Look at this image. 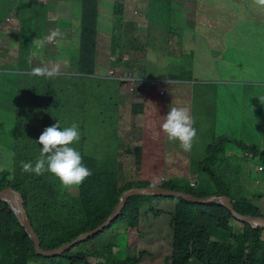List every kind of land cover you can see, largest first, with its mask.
Returning a JSON list of instances; mask_svg holds the SVG:
<instances>
[{"label": "trees", "instance_id": "trees-1", "mask_svg": "<svg viewBox=\"0 0 264 264\" xmlns=\"http://www.w3.org/2000/svg\"><path fill=\"white\" fill-rule=\"evenodd\" d=\"M210 1L206 0L199 3L201 9L197 10L201 14L209 13L208 10L212 8L209 6ZM234 1L238 4L232 3L233 0L220 1L221 4L224 3L227 7L216 9L214 14L216 18L221 13L218 25H212L210 28V15L205 23H201L198 25L199 27H196V29L216 30V40L211 36L207 38L204 34L203 40L206 48L211 46L219 49L213 50L214 54L212 56L220 58L219 62L224 66H232L223 61L224 54L232 59L239 51L251 45L249 41L242 39L248 37L251 33L249 25L251 27L255 26L257 35L264 37V28L260 24L261 19L258 17L257 12L256 14L253 13L251 0ZM118 2L114 23L116 24L115 27L119 29L122 27L120 23L123 20L125 5ZM71 3L81 7V16L77 19L71 34L72 40L78 42V48L72 49L74 50L73 59H70L72 62L69 64V71L73 73H60L52 78L44 76L36 86V91L31 97L32 100H23L20 103L21 113L17 118L19 123L14 126L17 152L12 161V168L6 167L0 171V190L12 186L23 193L29 216L41 238V245L45 249L59 247L72 241L79 234L104 222L113 211L123 191L131 187L161 186L198 196H206V188L199 189L198 180L195 185H191L189 182V185H191L189 187L172 186V184H169L167 175L148 173L145 159L146 139L144 144L134 147L135 151L132 150L133 147L130 149L129 141H120V119L118 114L120 105H122L121 100L116 97L105 100L102 95L104 92L109 91L112 93L120 92L121 87L126 82L119 78H102L100 73L113 67L116 70H122L121 67L125 65V62L115 63L110 60V56L106 57L98 54L100 0H71ZM183 5V0H157V6L153 13V17L157 20V27L160 28L161 24L169 21L173 22L176 18L175 13L184 12ZM234 9H236V12H241L237 20H233L231 16L227 15L225 18L223 17L227 11ZM166 13L168 14L165 15ZM6 19L7 17H5V22L1 23L2 26L6 25ZM197 20H195L194 25ZM174 22L182 23L184 20L178 19ZM30 23H32V20L28 19L17 32L21 35L29 32L31 30ZM128 32L131 33V28ZM169 32L171 31H166L165 37L157 42V49L164 50L166 56L171 53L170 43H173ZM122 34V32L117 34L120 41L123 40ZM174 35L177 37L176 34ZM229 38H233V43L227 40ZM20 39H23V36ZM28 39L30 38L24 35V40L21 42L19 52L20 68L24 66L29 57L33 56L31 50H27L31 49ZM116 40L117 38L113 40V43L119 44L114 42ZM127 42L131 45L134 40L130 37L128 41L123 42V46L120 48L113 45L112 50L120 51L121 49L123 53H135V50L144 48V45H142L139 48L130 50ZM184 44L185 42H180V46H184ZM185 45L189 46L188 44ZM229 46L233 48L225 52ZM193 52L196 53L195 50ZM111 54L114 55V53ZM197 57L200 58L201 56ZM167 60L164 65L166 68L172 67L174 69L177 67L175 69H178V73L185 77L182 80L188 82L193 80L190 68L188 69L184 65L177 66L172 62L168 63ZM127 64L128 67H125L127 70L139 68L138 63L132 67L129 65L130 63ZM1 67L2 65H0V69H3ZM211 67L215 68L218 76L223 80L227 79L228 67L218 68L212 65ZM166 68L162 71H166ZM162 71L159 72L160 75H157L159 83L166 82L174 85L176 78L172 76L171 72L166 74ZM0 73L2 72L0 71ZM6 77L9 79L10 75L7 73ZM146 77L151 78L152 76L149 77L145 74ZM21 80L22 74H19L18 83ZM136 84H140L142 89H146V91L148 87H152L146 80ZM161 89L159 88V94L165 95L166 92ZM136 91L139 92V90ZM14 98V94H9L5 99L7 100L6 103ZM170 99L169 102H171ZM95 100H98V102H95ZM26 101H28L27 106H22ZM151 105L154 106L153 103ZM138 107L139 103L134 104L133 111L139 112ZM73 110H78L85 116L94 115L98 118V121L90 122V125L83 121H77V123L76 121H69L67 114ZM106 110L107 112L104 113ZM154 110L157 113V107H154ZM165 110L168 113L170 108H165ZM59 114H65V116ZM152 119H144L147 123L145 138L148 133L156 128L154 137L150 139L151 143L154 145L162 144L164 153L169 157L168 154L172 152L175 142L166 141L162 136L160 130L162 119L157 115V124H153L151 127L150 122ZM57 123L60 124L61 128L70 127L73 123L79 125L80 140L71 146L81 153L83 163L92 171V175L79 187L65 189L59 179L50 172L37 176L25 173L21 169L22 161H31L35 164L42 148V145L38 143L40 135L47 127ZM194 127L199 128V125L195 122ZM228 145H232L243 153H248L244 154L248 158L259 160L260 163L256 173L264 172V149L259 148L257 144H248L243 140L233 138L218 141L214 133L206 146L203 160L197 165V170L201 175L211 176L210 181L217 189L216 195L226 194L237 200L234 203V208L238 212L263 215L253 199L261 196L260 200H264V192L258 193L255 191L252 185L255 176L250 175L249 169L246 170V174L251 178L249 187H247L245 181L241 183L240 180L236 182L231 181L229 177H224L221 167L228 157V153L238 155L234 152L235 149H231ZM122 147L124 155L134 154L135 162L142 174L140 178L126 180L121 176L125 172L118 155ZM192 150L193 144L190 151L185 152L183 150L187 156L186 159L189 160ZM257 181L260 182V180ZM234 187L238 189V193L233 191ZM4 203L11 212V233L9 234L11 240H7V243L11 246L12 264H109L110 261L115 264H157V256H160L158 259L160 260L159 264H264V228H254L249 223L237 220L228 208L217 202L194 203L179 196L134 195L128 198L120 215L110 226L55 256L37 254L32 239L19 222L14 210L8 202L4 201ZM233 220L239 223H233ZM108 229L114 230L118 237L124 231L130 233V236L136 237L138 244L134 247L135 252L119 249L117 254L116 252L113 253L112 250L114 246H117V242L106 243L104 241H101V250H99L94 241ZM250 254H254V256H250ZM148 259L151 261H148Z\"/></svg>", "mask_w": 264, "mask_h": 264}, {"label": "rangeland", "instance_id": "rangeland-1", "mask_svg": "<svg viewBox=\"0 0 264 264\" xmlns=\"http://www.w3.org/2000/svg\"><path fill=\"white\" fill-rule=\"evenodd\" d=\"M117 1L125 5L123 20L120 23L122 27L119 29L115 27L116 24L114 23ZM203 1L206 0H183L184 12L175 13L176 18L174 21L180 19L184 22L169 21L161 24L159 28L157 27V20L153 17L157 0H100L98 54L106 57L110 56V60L115 63L125 62V65L121 67L122 70H116L113 67L100 73L102 78L114 79L121 77L120 79L126 82L121 87L120 92L112 93L109 91L104 92L102 95L105 100L112 97L121 100L122 105H120L118 114L120 119V141H129L130 149L133 147L132 150L135 151L134 147L144 144L146 139L145 159L148 173L160 174L163 172V175L168 176L170 185L188 187L191 186L189 185L190 175L198 174L195 177L198 179L199 189L206 188L205 194L210 196L216 194L217 189L210 181L211 176L201 175L197 170V165L203 160L206 146L210 142L213 133L218 141L233 138L243 140L248 144H257L259 148L264 149V52H262L264 51V37L257 35L255 26L251 27L249 25L251 33L248 37L242 39H246L251 45L239 51L232 59L224 54L223 61L232 66L222 65L219 62L220 58L212 56L214 54L213 50L219 49L210 45L209 48H206L203 40V34L207 38L211 36L216 40V30L196 29V27H199L198 25L201 23H205L210 15V28L212 25H218L221 13L216 18L215 11L217 8L225 9L227 6L224 3L221 4V0H211L209 6L212 8L207 9L209 13L201 14L197 9H201L199 3ZM215 1L217 3H214ZM232 3L238 4L234 0ZM251 4L264 7V5L259 4L258 0H251ZM235 12L236 9L227 11L223 17L225 18L227 15L231 16L233 20H237L241 12ZM257 15L261 19V26L264 28V10L259 11ZM7 16L11 17V21L7 24L17 29H21L20 26L25 24L28 19L32 20V23H30L31 30L23 35L14 34L11 32V28H5L0 32V65L3 68L0 69L2 72L0 73V171L6 167L12 168V161L17 152L14 126L19 123L17 118L21 113L20 103L23 100H32L31 97L36 91V86L44 78V76L34 75L32 69L34 67H56L59 69V74L73 73L69 71V64L72 62L70 59H73L75 48H78V42L72 40L71 34L77 19L81 16V7L73 5L71 0H0V24L5 22ZM213 19L215 20L213 21ZM195 20L199 23L197 24L196 21L194 25ZM128 25L131 28V33L128 32L130 30ZM26 27L30 28L29 26ZM235 29L238 31L236 27ZM57 30L59 35L54 41L48 42L44 39ZM165 30L171 31L169 36H171L173 42L170 43L171 53L167 56L164 50L157 49V42L165 37ZM119 32L123 33L122 41L117 37ZM24 35L30 38L28 40L31 49L27 50H31L33 56H31L32 58L29 57L24 66L20 68L19 52ZM22 36L23 39H20ZM130 37L134 40L131 45L127 42L130 50L139 48L142 45H144V48L135 50V53H123L121 49L120 51L112 50L113 45L120 48L123 46V42L128 41ZM116 38L117 40L114 42L119 44L113 43ZM227 40L233 43V38ZM56 41H59V46ZM180 42H185L189 46L185 44L180 46ZM232 48L229 46L225 52ZM149 51L154 55V59H149ZM111 53H114V55ZM197 56L201 57L198 58ZM166 60L168 63L172 62L177 66L184 65V67L190 68L193 80L189 82L182 80L185 77L178 73V69H175L177 67L173 69L164 66ZM41 62L43 65L40 64ZM127 63H130L131 67L138 63L139 68L135 69L140 70L134 68L133 70H127L125 68L128 67ZM211 65L218 68L228 67L227 79L217 81L219 78L218 73ZM165 68L167 70L163 72L162 70ZM114 69L116 74H113ZM161 71L166 74L171 72L172 76L176 78V83L174 85L166 82L157 84L158 87H148L147 91L146 89L143 90L140 84H136L142 81L145 74L149 77H157ZM7 73L10 75L9 79L6 77ZM19 74H22V80L18 83ZM23 77L26 78L23 79ZM163 87L166 94L160 95L159 88ZM227 89H235L238 92L230 95ZM136 90H139V92ZM9 94H14L15 98L6 103L7 100L5 99ZM169 99L171 102H169ZM28 101L24 102L22 106H27ZM95 102H98V100H95ZM136 103H139V112L133 111V105ZM173 103L178 107L187 106L196 124L203 125L201 128L196 127L197 137L193 141V150L189 155V160L186 159L187 156L180 144L178 145V141H174L175 146L172 148V152L168 154L169 157L164 153L162 144L154 145L151 143L150 139L154 137L156 128L148 133L146 138L144 135L147 126L144 119L153 118L150 122L152 127L153 124H157V115L161 119L166 117L170 110L166 113L165 108H170ZM216 105L221 108L220 112L217 111ZM154 107H157V113ZM106 112L107 110L104 113ZM60 116H65V114ZM67 118L69 121H76V123L77 121H83L89 125L90 122L98 121L96 116H85L78 110L71 111L67 114ZM161 134L167 141L165 133L161 132ZM228 146L235 149L232 145ZM234 152L241 158L236 154L228 153V157L221 167L224 177H229L231 181L236 182L240 180L241 183L245 181L247 187H249L251 178L246 174V170L249 169L250 175L255 176L252 184L255 191L258 193L264 192V172L256 173L260 161L256 158L246 157L245 155L248 153H243L237 149ZM118 155L125 171L121 175L122 177L126 180H134L142 176L135 162L134 154L124 155L122 147ZM257 180H260V182ZM233 191L238 193V189L235 187ZM260 198L261 196H258L253 200L258 204L261 213L264 215V200H260ZM258 200L259 202H257ZM9 210L4 201H0V264L13 263L11 246L7 243V240H11V235H9L11 233V212ZM233 223L239 222L233 220ZM136 240V237L130 236V233L126 231L118 237L114 230L108 229L94 241V244L101 250V241L106 243L117 242V246H114L112 250L113 253L116 252L117 254L119 249L135 252L134 247L138 244ZM140 242L142 243V241ZM126 247L128 248L125 249ZM250 256H254V254H250ZM159 258L160 256H157V264L160 262ZM148 261L151 260L148 259ZM109 264L115 263L110 261Z\"/></svg>", "mask_w": 264, "mask_h": 264}, {"label": "clouds", "instance_id": "clouds-1", "mask_svg": "<svg viewBox=\"0 0 264 264\" xmlns=\"http://www.w3.org/2000/svg\"><path fill=\"white\" fill-rule=\"evenodd\" d=\"M258 2L259 4L264 5V0H258ZM6 21L7 23L10 22L11 17L7 16ZM7 23L5 26L0 24V32L8 26L7 28H11V32L16 35H20V33L17 32L19 29L14 28V26H9ZM58 35V30L53 31L44 39L48 42H52ZM56 43L59 46V41H56ZM149 59H154V55L151 51H149ZM114 70L113 74H116ZM32 73L34 75L52 78L59 74V69L56 67H34L32 69ZM120 78L121 77H119V79ZM143 78L142 80L148 81L152 87H156L157 84H161L159 83V79H157V77ZM161 90L165 91L163 88ZM163 91H161V93H163ZM162 121L163 122L160 125V130L165 133L167 139L169 141H178L180 147L185 152L190 151L193 141L197 137V130L194 127L195 121L190 114V109L187 106H175L173 103V105L170 106L168 115L162 118ZM79 140V125L76 123H73L70 127L64 128H61L59 123L47 127L40 135L38 141V143L42 145L40 156L35 161V164H33L31 161H22V171L29 174H35L37 176H41L46 172H50L59 179L63 188L70 189L73 187H79L92 175V171L83 163V157L81 153L71 146L74 143H78ZM195 175L198 176V174L190 175L191 185H195L198 180ZM259 216L264 217L263 215Z\"/></svg>", "mask_w": 264, "mask_h": 264}, {"label": "water", "instance_id": "water-1", "mask_svg": "<svg viewBox=\"0 0 264 264\" xmlns=\"http://www.w3.org/2000/svg\"><path fill=\"white\" fill-rule=\"evenodd\" d=\"M140 194L179 196L187 201H191L194 203L217 202L222 206L228 208L237 220L249 223L252 227L255 228L257 227L264 228V217L259 215H250V214H243L238 212L234 208V202L236 201V199H233L232 197L226 194L200 197L192 193H186L183 191L168 189L161 186L131 187L123 191L113 211L105 219L104 222H102L101 224H99L98 226H96L91 230L79 234L72 241L66 242L59 247L53 249H45L41 245V238L37 233L36 229L34 228L32 220L29 216L28 209L26 208L25 205L26 202L23 193L12 186H8L0 190V200L6 201L10 204L11 208L14 210L15 214L17 215L19 222L25 228L26 232L29 234L30 238L32 239L37 254L44 256H55L63 253L66 249L73 247L75 244L85 241L93 237L94 235L102 232L106 227L110 226V224L120 215L128 198Z\"/></svg>", "mask_w": 264, "mask_h": 264}, {"label": "crops", "instance_id": "crops-1", "mask_svg": "<svg viewBox=\"0 0 264 264\" xmlns=\"http://www.w3.org/2000/svg\"><path fill=\"white\" fill-rule=\"evenodd\" d=\"M252 9H253V13L256 14V12L258 13L259 11L264 10V7H261V6H258V5H256V4H253V5H252ZM262 52H264V51H262ZM217 81H224V80H223V78H221V77L219 76V78L217 79ZM227 90H228V92H229L230 95H234L235 93L238 92V91L235 90V89H227ZM214 105H215V104H214ZM214 105H213V107H214ZM216 108H217V111H218V112L221 111V108H219L218 105H216ZM202 126H203V125H199V128H201Z\"/></svg>", "mask_w": 264, "mask_h": 264}, {"label": "built area", "instance_id": "built-area-1", "mask_svg": "<svg viewBox=\"0 0 264 264\" xmlns=\"http://www.w3.org/2000/svg\"><path fill=\"white\" fill-rule=\"evenodd\" d=\"M152 83H154V82H152Z\"/></svg>", "mask_w": 264, "mask_h": 264}]
</instances>
